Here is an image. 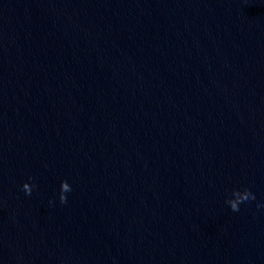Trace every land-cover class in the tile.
<instances>
[{"label":"water","instance_id":"95a60500","mask_svg":"<svg viewBox=\"0 0 264 264\" xmlns=\"http://www.w3.org/2000/svg\"><path fill=\"white\" fill-rule=\"evenodd\" d=\"M258 205L264 0H0V264H264Z\"/></svg>","mask_w":264,"mask_h":264},{"label":"clouds","instance_id":"9594fccd","mask_svg":"<svg viewBox=\"0 0 264 264\" xmlns=\"http://www.w3.org/2000/svg\"><path fill=\"white\" fill-rule=\"evenodd\" d=\"M29 180H31V177H29ZM29 185H30L29 183H24L21 186L22 190L24 191L26 195L30 194L32 191V188L35 187L34 184H31V187ZM69 191L70 189H69L68 183L64 180H61L60 187H59V193H58V198H59L60 203L63 204L66 202V193H68ZM254 199H255L254 195L249 194L245 196L244 198L237 197L235 202L229 201L228 203H229V207L231 211L234 214H239L241 208L249 204V202ZM49 203L51 204L52 202L49 201ZM258 207H264V205H258Z\"/></svg>","mask_w":264,"mask_h":264}]
</instances>
